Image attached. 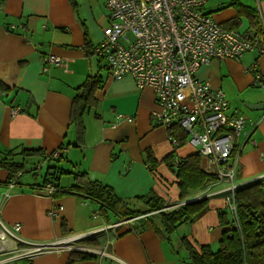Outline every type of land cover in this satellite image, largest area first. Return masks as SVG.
Masks as SVG:
<instances>
[{"label": "crops", "instance_id": "0c3cea01", "mask_svg": "<svg viewBox=\"0 0 264 264\" xmlns=\"http://www.w3.org/2000/svg\"><path fill=\"white\" fill-rule=\"evenodd\" d=\"M104 1L0 0V157L7 151L35 154L25 157L32 165L10 181L9 170L0 168V224L20 226L19 241H0L10 251L0 255V264H189L180 243L183 236L196 247L209 244L213 249L230 228L220 226L218 220L219 213L228 212L226 194L216 193L225 182H215L214 166L190 143L189 135L172 128L178 141L174 146L168 140L169 131L152 116L156 109L152 91L138 89L131 75L111 79L99 63L95 67L90 60L91 49L108 23ZM201 10L225 27L250 36L262 34V52L211 61L195 75L225 93L229 112L237 110L246 118L245 133L237 140L242 150L234 152V183H261L264 192V158L260 156L264 108L245 106L264 103V90L253 85L254 73L264 75V0H206ZM47 54L60 57L61 63L43 71L41 60ZM88 75H97L101 87L90 106L96 113L84 110L78 133L70 119V105ZM118 114L132 119H117ZM53 151L59 152L58 157L46 160ZM181 160L187 161V180L201 184L189 190L183 201L177 175ZM43 167L54 168L52 180L42 177ZM78 171L110 186L129 207L135 205L142 213L148 205L140 197L151 193L164 199L168 212L189 199L206 198L208 208L167 236L161 228V233L156 232L144 215L123 220L66 191L71 187L66 178L70 182ZM47 182L54 185L52 193L46 190ZM98 211L100 218H95ZM85 235L93 238L95 248L92 241L83 240ZM73 239L82 243L73 244ZM44 246L54 249L38 251ZM87 249H104L109 256L70 262L73 251L94 253Z\"/></svg>", "mask_w": 264, "mask_h": 264}, {"label": "built area", "instance_id": "2783aa9c", "mask_svg": "<svg viewBox=\"0 0 264 264\" xmlns=\"http://www.w3.org/2000/svg\"><path fill=\"white\" fill-rule=\"evenodd\" d=\"M104 2L108 23L102 30V38L91 49V54L99 58L111 79L131 75L138 89L152 91L156 106L152 116L158 125L169 131L168 140L177 146L172 128L184 131L189 135L190 143L198 148L199 154L214 166L211 175L215 182L229 185L221 192L227 194L228 212L239 229L236 206L232 200L235 188L242 184L234 183L237 166L234 152L242 150L237 140L245 133L246 118L237 110L229 112L225 93L194 74L211 61L238 59L254 50L262 52V34L250 36L216 23L201 10L206 0ZM41 61L42 69L46 71L51 65H59L61 58L47 54ZM255 67L254 64L250 70H255ZM248 70L245 69L246 72ZM253 85L264 90V75L254 73ZM15 113V110H11V114ZM115 117L128 121L132 119L121 114ZM58 154L53 151L45 159L58 157ZM260 156L264 158V151ZM45 187L49 193L55 190L48 182ZM19 231L18 224L11 227L0 224V241H19ZM53 247L37 249L44 251ZM4 248L0 244V255L10 253ZM87 250L100 257L109 256L104 249Z\"/></svg>", "mask_w": 264, "mask_h": 264}, {"label": "trees", "instance_id": "16d2710c", "mask_svg": "<svg viewBox=\"0 0 264 264\" xmlns=\"http://www.w3.org/2000/svg\"><path fill=\"white\" fill-rule=\"evenodd\" d=\"M230 28V27H228ZM90 50V48H87ZM98 76L88 75L84 82L77 87V94L71 103V118L75 122L78 133L82 130L81 120L84 110L87 106L95 104L93 98L95 91L100 86ZM81 93V94H79ZM1 153V151H0ZM41 154L40 152H38ZM37 155V154H36ZM35 156L34 151L22 150L18 153L7 151L0 157V168L9 170V181L19 172L30 166L26 162L25 157ZM42 156V154H41ZM46 157V156H45ZM44 157V158H45ZM14 159H17L14 161ZM186 160H181L178 165L177 175L180 178L179 200L183 201L188 195L189 190L200 187V183L190 182L187 172L189 168L185 165ZM171 167V166H170ZM50 169V168H49ZM53 169V168H52ZM63 174V172H61ZM73 184L66 190L68 192L81 195L85 199H89L100 206L99 209H108L116 214L119 218L125 220L140 215H144V219L152 226L156 232L165 233L169 236L180 226L191 223L195 218L206 212L208 206L206 198L184 203L178 208H174L169 212L164 210L165 201L158 195L151 193L140 197L145 205H148V211H141L129 207L124 199L114 194V190L110 186H105L101 182L90 180L85 172H74ZM208 177V175H206ZM54 174L45 175L47 179H53ZM201 183L205 179V175L201 177ZM209 178V177H208ZM51 184V182H48ZM53 185V184H52ZM54 186V185H53ZM241 185L234 190L233 202L236 206V213L239 229L235 227L232 216L228 217V212L218 214L220 226H225L229 230L222 233L219 245L213 250L209 244L193 245L186 236L181 238V246L185 250L189 264H264V192L261 183H253L250 185ZM226 194V192L224 193ZM227 195V194H226ZM100 211V210H99ZM229 218V219H228ZM161 228V231L159 230ZM85 239V240H84ZM93 238L85 237L84 241H92ZM90 243L92 246L95 244ZM95 248V246H93ZM99 255L87 251H73L70 254V262L84 259H95Z\"/></svg>", "mask_w": 264, "mask_h": 264}, {"label": "rangeland", "instance_id": "374dc122", "mask_svg": "<svg viewBox=\"0 0 264 264\" xmlns=\"http://www.w3.org/2000/svg\"><path fill=\"white\" fill-rule=\"evenodd\" d=\"M92 58V59H91ZM91 58H90V60L95 64V67H96V65L99 63V66H101V62H100V60H99V58H97V57H95V56H91ZM101 68H102V72H103V67L101 66ZM104 73V72H103ZM195 75V74H194ZM89 109H91L92 110V113L93 112H95L96 113V110L94 109V108H90L89 106H87V110H89ZM86 110V111H87ZM17 159H14V161H16ZM52 160H54V159H52ZM32 165V164H31ZM30 165V166H31ZM50 168V167H49ZM46 169L45 167H43V170L42 171H44V173H43V178L45 177L44 175H46V174H48V172H50V170H52V168H50V169ZM54 169V168H53ZM28 173H30V172H26L25 173V176H31V174H28ZM32 177V176H31ZM43 178H42V180H43ZM23 179V178H22ZM42 180H40V181H42ZM74 181V176L72 175L71 176V180H70V182H69V178H66V184L67 185H72L73 183H71V182H73ZM69 183V184H68ZM229 187V185L227 184V183H224L223 184V186H221L219 189H216L217 191L216 192H220L221 193V191H223V190H225L226 188H228ZM226 197V196H225ZM181 205L180 206H182L183 205V203H180ZM131 206V208L132 209H135V210H137L138 209V207L137 206H135V205H130ZM180 206H175V207H180ZM97 208H99V207H97ZM228 217H230L231 215H230V212H228ZM95 218H100V214H99V211L98 212H96V217ZM229 219V218H228ZM113 222L115 221V220H113V218L111 219ZM85 237H89V236H84L83 238H85ZM73 240H75V239H73ZM71 243H73V244H81L82 243V241L79 239V240H75V241H70ZM70 243H68V245H69ZM76 246V245H75ZM76 249H80L79 247H77ZM213 249L214 250H216L217 249V247L216 246H213Z\"/></svg>", "mask_w": 264, "mask_h": 264}, {"label": "water", "instance_id": "95a60500", "mask_svg": "<svg viewBox=\"0 0 264 264\" xmlns=\"http://www.w3.org/2000/svg\"><path fill=\"white\" fill-rule=\"evenodd\" d=\"M245 106L248 107V108H256V109H259V108H264V103H261V104H245ZM54 172L55 171L50 170V172H48V176L53 175ZM192 201L194 202L195 200H193V199L190 200L189 199V200H186V202H184V203H188V202H192Z\"/></svg>", "mask_w": 264, "mask_h": 264}, {"label": "bare ground", "instance_id": "6f19581e", "mask_svg": "<svg viewBox=\"0 0 264 264\" xmlns=\"http://www.w3.org/2000/svg\"><path fill=\"white\" fill-rule=\"evenodd\" d=\"M191 200V199H190ZM193 202V201H192ZM188 203H190V202H188ZM72 247H75V246H72ZM77 248V247H76Z\"/></svg>", "mask_w": 264, "mask_h": 264}]
</instances>
